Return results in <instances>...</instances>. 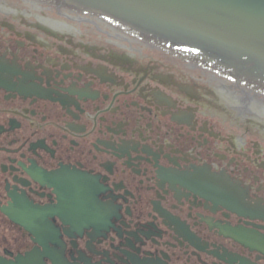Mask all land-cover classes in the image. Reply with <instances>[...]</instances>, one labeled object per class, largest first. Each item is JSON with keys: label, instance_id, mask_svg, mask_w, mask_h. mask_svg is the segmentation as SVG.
<instances>
[{"label": "flooded vegetation", "instance_id": "obj_1", "mask_svg": "<svg viewBox=\"0 0 264 264\" xmlns=\"http://www.w3.org/2000/svg\"><path fill=\"white\" fill-rule=\"evenodd\" d=\"M93 26L0 0V261L264 264V118Z\"/></svg>", "mask_w": 264, "mask_h": 264}, {"label": "water", "instance_id": "obj_2", "mask_svg": "<svg viewBox=\"0 0 264 264\" xmlns=\"http://www.w3.org/2000/svg\"><path fill=\"white\" fill-rule=\"evenodd\" d=\"M94 11L149 23L177 43L264 73V0H82ZM214 44V45H213ZM199 46V45H197Z\"/></svg>", "mask_w": 264, "mask_h": 264}, {"label": "bare ground", "instance_id": "obj_3", "mask_svg": "<svg viewBox=\"0 0 264 264\" xmlns=\"http://www.w3.org/2000/svg\"><path fill=\"white\" fill-rule=\"evenodd\" d=\"M216 94H219L217 91H216ZM242 101H243V99H242ZM223 104H225L224 102H222ZM233 106V105H232ZM233 109L237 112V109H236V107L235 106H233ZM239 110H241V109H239ZM254 111L255 112H258L259 110H257V109H255V107H254ZM233 112V111H232ZM259 113H263L264 114V112H261V111H259Z\"/></svg>", "mask_w": 264, "mask_h": 264}]
</instances>
